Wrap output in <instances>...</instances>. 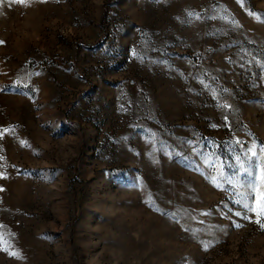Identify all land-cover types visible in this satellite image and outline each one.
Segmentation results:
<instances>
[{"label":"rangeland","instance_id":"rangeland-1","mask_svg":"<svg viewBox=\"0 0 264 264\" xmlns=\"http://www.w3.org/2000/svg\"><path fill=\"white\" fill-rule=\"evenodd\" d=\"M0 41V264H264V0H0Z\"/></svg>","mask_w":264,"mask_h":264},{"label":"snow or ice","instance_id":"snow-or-ice-1","mask_svg":"<svg viewBox=\"0 0 264 264\" xmlns=\"http://www.w3.org/2000/svg\"><path fill=\"white\" fill-rule=\"evenodd\" d=\"M19 3H25V0H18ZM0 43H2V41H0ZM260 199H259V213L261 215H264V193H260L259 194ZM237 203H239V201H237ZM237 215H239V213H237ZM239 226V225H237ZM264 226V225H262Z\"/></svg>","mask_w":264,"mask_h":264}]
</instances>
